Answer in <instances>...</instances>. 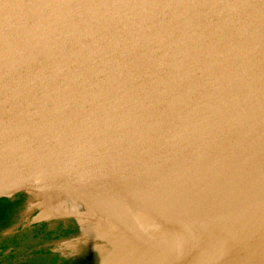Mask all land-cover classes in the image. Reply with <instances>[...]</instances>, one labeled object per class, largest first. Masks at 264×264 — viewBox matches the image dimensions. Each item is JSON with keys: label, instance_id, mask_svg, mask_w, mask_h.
<instances>
[{"label": "water", "instance_id": "1", "mask_svg": "<svg viewBox=\"0 0 264 264\" xmlns=\"http://www.w3.org/2000/svg\"><path fill=\"white\" fill-rule=\"evenodd\" d=\"M262 117L264 0H0V198L74 219L96 264H264V199L171 236L29 192Z\"/></svg>", "mask_w": 264, "mask_h": 264}, {"label": "bare ground", "instance_id": "2", "mask_svg": "<svg viewBox=\"0 0 264 264\" xmlns=\"http://www.w3.org/2000/svg\"><path fill=\"white\" fill-rule=\"evenodd\" d=\"M29 192L53 212L104 214L179 235L173 218L227 212L264 199V117L139 154L110 174L60 178Z\"/></svg>", "mask_w": 264, "mask_h": 264}, {"label": "flooded vegetation", "instance_id": "3", "mask_svg": "<svg viewBox=\"0 0 264 264\" xmlns=\"http://www.w3.org/2000/svg\"><path fill=\"white\" fill-rule=\"evenodd\" d=\"M19 194L0 198H13L23 206L21 210L0 208V264H96L93 251L69 244L78 231L74 219L49 218L30 223L36 211L34 201L19 199Z\"/></svg>", "mask_w": 264, "mask_h": 264}, {"label": "rangeland", "instance_id": "4", "mask_svg": "<svg viewBox=\"0 0 264 264\" xmlns=\"http://www.w3.org/2000/svg\"><path fill=\"white\" fill-rule=\"evenodd\" d=\"M23 197H25L26 199L27 198H31L30 197V195H28V194H26V193H21V194H19V199L20 198H23ZM13 198H11V199H7V200H0V208L2 209V211L5 209V208H10L11 206L12 207H14L15 208V210H18V209H22V204L20 203V204H18V202L17 203H15V201L16 200H12ZM15 203V204H14ZM13 204V205H12ZM72 226H74V224H72ZM76 226H77V224H76ZM71 239L69 240V244H71ZM76 245V244H75ZM74 247V246H73ZM74 248H84V247H82V246H80L79 244H77L76 245V247H74Z\"/></svg>", "mask_w": 264, "mask_h": 264}, {"label": "crops", "instance_id": "5", "mask_svg": "<svg viewBox=\"0 0 264 264\" xmlns=\"http://www.w3.org/2000/svg\"><path fill=\"white\" fill-rule=\"evenodd\" d=\"M95 253V252H94Z\"/></svg>", "mask_w": 264, "mask_h": 264}]
</instances>
